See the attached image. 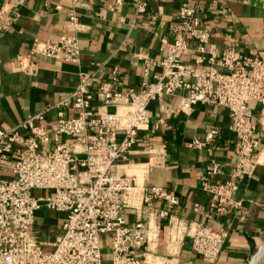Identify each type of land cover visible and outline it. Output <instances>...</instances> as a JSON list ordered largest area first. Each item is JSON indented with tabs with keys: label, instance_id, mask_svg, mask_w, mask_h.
Instances as JSON below:
<instances>
[{
	"label": "built area",
	"instance_id": "2783aa9c",
	"mask_svg": "<svg viewBox=\"0 0 264 264\" xmlns=\"http://www.w3.org/2000/svg\"><path fill=\"white\" fill-rule=\"evenodd\" d=\"M190 1L183 0L180 7L171 29L173 41L162 40V56L138 55L144 70L139 90L123 89L117 68L101 83L94 82V74L80 71L78 85L68 97L15 128H0V173L11 176L0 179V264H181L188 240L205 264L217 263L234 217L243 209L244 200L235 194L264 165V58L237 45L219 49L203 23L205 0H195L194 6ZM18 4L13 0L0 8V33L13 26L11 10ZM115 4L116 10L125 0ZM132 4L137 15L147 13L149 0ZM212 8L208 10L220 13ZM69 21L80 30L74 10ZM44 57L79 65L80 38L68 33L35 40L20 70L36 76ZM155 68H160L159 74ZM164 97L179 99L165 111L168 118L189 114L199 104L230 112L233 170L225 181H217L223 166L213 163L198 178L210 199V211L225 219L220 226L180 216L176 194L117 170L130 161L140 133L151 129L150 105ZM52 112L57 117L48 124ZM165 122L158 120L154 129ZM217 136L214 129L188 147L205 149ZM166 157L165 145L151 147L147 167L165 166ZM44 210L65 215L52 239L44 238L37 226V214ZM194 212L201 213L199 204Z\"/></svg>",
	"mask_w": 264,
	"mask_h": 264
},
{
	"label": "crops",
	"instance_id": "0c3cea01",
	"mask_svg": "<svg viewBox=\"0 0 264 264\" xmlns=\"http://www.w3.org/2000/svg\"><path fill=\"white\" fill-rule=\"evenodd\" d=\"M11 1L0 0V8ZM15 1L19 2L11 10L15 22L0 33V128L5 130L68 97L78 85L80 71L94 74V82L101 83L109 80L112 70L117 68L122 88L139 90L144 70L138 55L144 53L154 59L162 56V40L173 41L171 29L178 22L183 3V0H149L147 13L137 15L132 0H125L116 10L113 8L116 0ZM190 5L194 6L195 0ZM201 6L203 23L209 28L214 45L221 50L237 45L248 54L264 58L261 35L264 0H205ZM209 7L220 13H213ZM70 10L78 15L81 25L78 31L70 26ZM68 33H76L80 38L79 65L44 57L39 60L36 76L20 70L22 58L30 54L35 40L55 39ZM154 73L159 74L160 68H155ZM178 102L177 97H164L150 105L151 129L140 133L130 161L119 165L117 170L122 175L137 176L147 186H161L176 194L181 202L180 216L220 226L225 219L210 211V199L200 189L198 178L213 163L223 166L217 181H225L233 170L236 154L230 112L222 106L199 104L189 114L178 113L168 118L165 111ZM253 108L258 111V106ZM67 115L73 116V112L68 111ZM56 117V112H52L47 123ZM160 119L166 122L155 130L154 124ZM214 129L218 130V136L209 147L201 150L188 147L194 140H205ZM164 145L165 166L148 168L149 149ZM10 177L8 173H0V179ZM235 198L244 200L243 209L234 217L230 239L216 264H249L264 242V165L242 184ZM196 204L201 207L199 214L194 212ZM128 215L134 221L135 217ZM61 216L65 218L64 214L41 211L37 214V226L42 231ZM164 252L160 250L161 254ZM180 263L205 264L194 252L191 240L186 242Z\"/></svg>",
	"mask_w": 264,
	"mask_h": 264
},
{
	"label": "rangeland",
	"instance_id": "374dc122",
	"mask_svg": "<svg viewBox=\"0 0 264 264\" xmlns=\"http://www.w3.org/2000/svg\"><path fill=\"white\" fill-rule=\"evenodd\" d=\"M42 194L47 195L48 192H43ZM62 217L64 216H61L60 220H56L55 223L51 224L52 226H47L42 230V235L44 238L49 237V239H52L59 233L63 221ZM261 264H264V260Z\"/></svg>",
	"mask_w": 264,
	"mask_h": 264
},
{
	"label": "water",
	"instance_id": "95a60500",
	"mask_svg": "<svg viewBox=\"0 0 264 264\" xmlns=\"http://www.w3.org/2000/svg\"><path fill=\"white\" fill-rule=\"evenodd\" d=\"M263 250H264V242L262 243L259 250L252 256L249 264H257V262H260L261 253L263 252Z\"/></svg>",
	"mask_w": 264,
	"mask_h": 264
},
{
	"label": "bare ground",
	"instance_id": "6f19581e",
	"mask_svg": "<svg viewBox=\"0 0 264 264\" xmlns=\"http://www.w3.org/2000/svg\"><path fill=\"white\" fill-rule=\"evenodd\" d=\"M263 260H264V250H263V252L261 253L260 262H257V264H261Z\"/></svg>",
	"mask_w": 264,
	"mask_h": 264
}]
</instances>
